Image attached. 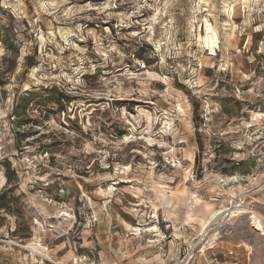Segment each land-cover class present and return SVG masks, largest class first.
I'll return each instance as SVG.
<instances>
[{"label":"rangeland","instance_id":"obj_1","mask_svg":"<svg viewBox=\"0 0 264 264\" xmlns=\"http://www.w3.org/2000/svg\"><path fill=\"white\" fill-rule=\"evenodd\" d=\"M261 113L264 0H0V264H264Z\"/></svg>","mask_w":264,"mask_h":264},{"label":"bare ground","instance_id":"obj_2","mask_svg":"<svg viewBox=\"0 0 264 264\" xmlns=\"http://www.w3.org/2000/svg\"><path fill=\"white\" fill-rule=\"evenodd\" d=\"M202 2H206V0H202ZM93 6V5H92ZM95 9H101V8H95V7H92V8H90L89 10L90 11H92V10H95ZM228 13H229V15L230 16H232V14H234L235 13V8L233 7V6H231L230 8H229V11H228ZM202 38V40H203V37H201ZM264 117V113H261L260 115H258L256 118L257 119H261V118H263ZM236 210V209H235ZM235 210H231L230 211V213L228 214V216H230V215H232V214H234V212H235ZM238 210V209H237ZM241 210V209H240ZM224 212H215V214H214V219L215 220H218V219H220L221 217H222V214H223ZM250 213V219L251 220H253V222L257 225V227H258V230H260V231H264V221H263V218L257 213V212H255V211H250L249 212ZM205 223H208V221L207 222H205ZM204 224V223H203ZM211 225V224H210ZM207 230H208V228H206ZM205 232H207V231H205Z\"/></svg>","mask_w":264,"mask_h":264}]
</instances>
